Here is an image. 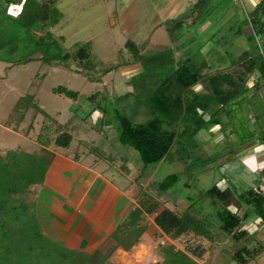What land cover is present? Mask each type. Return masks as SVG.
<instances>
[{"label":"trees","instance_id":"1","mask_svg":"<svg viewBox=\"0 0 264 264\" xmlns=\"http://www.w3.org/2000/svg\"><path fill=\"white\" fill-rule=\"evenodd\" d=\"M20 1L0 0V63L8 68L38 61L81 74L88 82H101L105 74L121 67L139 68L125 83L130 90L119 99H130L132 107L143 108L147 119L134 122L126 115V108H115L113 112L119 143L133 149L144 167L158 165L171 154L183 167L182 174L195 171L196 178L235 161L236 152L257 145L264 150V96L261 95L264 42L258 45L249 36V50L230 61L234 69L212 74L205 72L212 69L207 62L188 49L190 34L211 14L214 0H197L187 14L163 22L161 27L171 48L146 55V45L138 47L127 40L123 49L130 59L122 58L118 65L106 69H98L90 42L76 43L66 49L63 37L49 32L61 19L57 0H25L20 15H7V7ZM249 19L257 27V33L263 34L264 0L256 4ZM178 51L181 54L176 57ZM253 73H257V78L249 86L247 82ZM197 86L201 89L196 90ZM53 92L72 100L78 96L63 86L54 88ZM99 95L108 97L106 91ZM29 109L48 117L34 103V96L27 95L14 106L13 114L22 111L17 127ZM97 110L105 114V107L100 105L94 106L89 114ZM237 114L241 115L242 133L235 144ZM214 127L218 128L217 133L210 132ZM201 132L208 133L212 139L221 135L222 141L213 149L227 142L228 151L213 150L204 157L198 155ZM71 139L64 129L47 142L37 139L39 145L31 152L22 148L0 150V264H111L117 249L130 252L141 241L148 231L145 217L151 215L160 234L171 240L190 234L208 242L209 249L219 245L223 256L232 264H248L264 251L245 228L250 216L264 224V190L261 187L239 190L230 184L222 189L215 184L195 198H187L189 203L180 212L168 208L158 212L161 203L145 195V199L131 206L113 233L97 248L76 250L61 245L44 233L35 199L29 202L26 198L36 197L37 187L43 183L52 163L54 152L48 146L67 148ZM178 180L179 174H173L154 182L153 186L164 195ZM242 207L246 209L240 213ZM159 252L161 264H198L196 260L207 251L198 247L191 256L168 244L160 246Z\"/></svg>","mask_w":264,"mask_h":264},{"label":"rangeland","instance_id":"2","mask_svg":"<svg viewBox=\"0 0 264 264\" xmlns=\"http://www.w3.org/2000/svg\"><path fill=\"white\" fill-rule=\"evenodd\" d=\"M139 1L115 0L116 14L126 6L130 8L133 5L137 8ZM146 1L147 5H143L142 10L138 12L139 21L141 18H148L151 13L159 17L170 12L171 18H179L187 14L197 0ZM259 1H213L210 7L211 14L190 34L191 44L188 48L212 68L206 70V73L233 70L230 61L243 51L249 50L250 43L247 40L249 36H253L258 45L264 42V33L258 34L257 27L249 19L251 11ZM179 7L181 9H178ZM56 8L65 18L50 28L49 32L56 37H63L64 48L69 49L76 43L91 42L93 59L98 69L116 66L122 58L130 59V54L122 47L125 38L119 28L107 27L108 17L102 0H58ZM200 46L203 47L197 52ZM169 48L171 45L167 49ZM180 54L181 51H178L175 56L179 57ZM138 72V67H121L117 71L105 74L101 82H88L81 74L50 67L38 61L11 68L0 63V150L22 148L31 152L39 145L37 139L47 142L66 129L72 137L69 146L61 148L51 144L52 148L70 157H81L85 164H91L95 159L101 160L99 167L103 170L107 168L106 174L115 183L127 187V196L133 201L131 206L137 205L147 195L161 203L158 212L163 208L180 212L189 203L187 198H195L201 191L215 184L219 188H224L226 183L221 177L225 173V166L219 170L212 168L194 178L195 171L182 174L183 167L171 154L158 165L144 167L133 149L119 143L117 122L113 112L115 108L120 110L126 108L127 113L124 112L134 122H143L147 119L145 112L144 114L142 112L143 108L132 107L130 99H119L120 95L130 90L125 86L126 81ZM256 78L257 73H253L249 77L248 85L251 86ZM58 86L77 92V98L72 100L55 94L53 89ZM195 89L201 88L197 86ZM104 91L108 97L99 95ZM27 95L34 96V103L48 117L46 118L42 112L35 113V110L29 109L23 122L17 127L16 122L22 111L13 114L14 106L21 97ZM261 95L264 96V89ZM89 97L93 99L90 100ZM97 105L105 107V114L101 115L98 110L89 114ZM240 121L241 115L237 114L235 144L242 133ZM59 126L64 129L58 128ZM217 130L218 128L214 127L210 132L217 133ZM198 141L202 146L197 154L202 157L213 153V150L228 151L227 142L213 149V146L219 145L222 141V136L219 134L212 139L208 133L201 132ZM241 153L236 152L235 155L238 157ZM233 162L230 163L227 173L231 178H234L231 174L234 171V168H231ZM173 174H179L178 182L164 195L159 193L153 183L160 182ZM34 199L33 195L26 198L29 202ZM37 215L44 233L55 240V230L51 227L50 218L40 212H37ZM153 217L154 215L145 217L148 231L141 241L130 252L115 251L111 257V264H161L159 247L168 244H173L176 249L185 251L189 255L198 247L206 250L204 256L196 260L198 264H225L223 261L225 257L219 251V245L209 249L208 242L190 234L171 240L154 227Z\"/></svg>","mask_w":264,"mask_h":264},{"label":"crops","instance_id":"3","mask_svg":"<svg viewBox=\"0 0 264 264\" xmlns=\"http://www.w3.org/2000/svg\"><path fill=\"white\" fill-rule=\"evenodd\" d=\"M102 2L108 17L107 27H118L125 38L124 43L130 40L138 47L146 45V55L166 50L170 46L167 34L161 27L165 20L173 19L170 12L159 17L151 13L148 18H141L139 21L138 12L143 5H147L146 0H140L137 8L133 5L130 8L126 6L118 14L115 12V0ZM60 13L62 21L65 16L61 11ZM48 147L54 152V158L43 183L37 187V211L50 218L51 227L55 230V240L61 245L76 250L95 249L113 233L131 207L133 201L127 196V187L115 183L106 174L107 168L103 170L99 167L101 160L95 159L93 163L85 164L81 157H70L51 145ZM243 151L231 167L234 168L231 172L234 178L227 174L230 163L225 165V173L221 177L226 183L224 188L230 184L239 190L254 187L264 190L262 146H253L244 153ZM125 173L127 174V170ZM245 209L242 207L240 213ZM245 228L264 247V224L258 218L250 216L245 221ZM116 251L125 253L121 249ZM219 251L222 253L221 248ZM223 261L225 264H232L228 257ZM248 264H264V251Z\"/></svg>","mask_w":264,"mask_h":264},{"label":"built area","instance_id":"4","mask_svg":"<svg viewBox=\"0 0 264 264\" xmlns=\"http://www.w3.org/2000/svg\"><path fill=\"white\" fill-rule=\"evenodd\" d=\"M25 0H21L18 4H10L7 7L6 14L11 17H17L22 11V7Z\"/></svg>","mask_w":264,"mask_h":264}]
</instances>
